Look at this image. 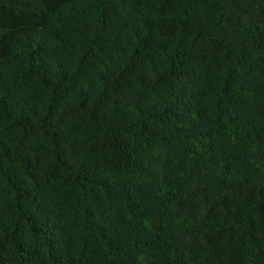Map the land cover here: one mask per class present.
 I'll use <instances>...</instances> for the list:
<instances>
[{"label":"trees","instance_id":"trees-1","mask_svg":"<svg viewBox=\"0 0 264 264\" xmlns=\"http://www.w3.org/2000/svg\"><path fill=\"white\" fill-rule=\"evenodd\" d=\"M0 264H264V0H0Z\"/></svg>","mask_w":264,"mask_h":264}]
</instances>
